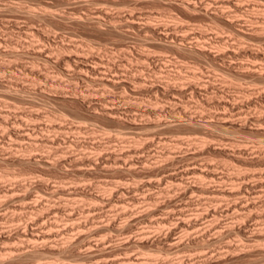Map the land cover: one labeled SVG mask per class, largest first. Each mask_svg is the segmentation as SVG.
Segmentation results:
<instances>
[{
	"label": "rangeland",
	"instance_id": "rangeland-1",
	"mask_svg": "<svg viewBox=\"0 0 264 264\" xmlns=\"http://www.w3.org/2000/svg\"><path fill=\"white\" fill-rule=\"evenodd\" d=\"M198 1L200 0H196L195 3H201L203 8L198 5V9L191 12L181 8L176 3L177 0H0V264H56L57 262L60 264H139L140 260V264H264V247H262L264 246V184H260L264 182V79L248 72L247 68L237 65L238 62L252 63V65L254 62L256 67L261 64L264 67L262 56L264 50H261L264 49V34H262L264 31H251V24L248 25L251 21H246L250 16L259 17L260 21L259 18L258 21L256 18V21L264 25L261 20L264 16V10L261 8L263 3L254 0L256 4L261 5L260 7L255 5L254 9L251 6L254 4L253 0H235L240 4L244 2L242 6L245 11L241 13L246 16L244 15V21L241 23L243 22L245 31L249 30L254 34L250 36L252 38L249 41L250 39L247 38L242 37L241 39L238 31L224 20L218 18L219 20L215 21L212 12L218 10L222 0H208L207 6L206 3L202 4ZM249 1L252 2L251 5ZM210 3H217V5ZM207 7L211 8L210 11L206 9ZM229 7L226 5L221 9L230 13L234 7ZM97 13L103 19L101 29L95 28L92 22L88 21L89 17ZM131 13L133 14L130 15ZM241 13L235 15L232 12L230 14L243 20L244 16ZM131 16L139 20L137 21L138 26L135 25L136 28L126 24V18L130 19ZM245 21L248 24L244 23ZM111 23L119 25V29L109 28ZM147 25L156 26L157 31L153 33L146 28ZM185 32H190L192 39L194 38L192 42L205 37L208 48H211V55L208 53L199 54V56L190 50H181L178 46L176 47L172 41L179 40V37L187 34ZM201 32L203 37H201ZM237 34L238 37L235 36ZM173 36L179 37L176 38L177 40H171ZM240 39L242 45L245 46L253 43L255 47L248 46L252 50L258 47L254 51L260 52L258 58L261 57L262 61L252 54L239 55L235 58L228 55L222 56L223 58L218 56L219 51L230 47H235L239 51L240 48L236 46L235 41L238 42ZM37 49L40 50L37 51ZM81 57L85 62L81 61ZM77 58L80 61L74 63V59ZM47 59L51 60L47 61ZM244 59L246 61H243ZM79 63L84 67H81ZM229 66L231 68L233 66V69L230 70ZM261 67L258 68L261 69ZM82 68H87V70H80ZM242 68L247 71L242 72ZM102 69L105 71L102 72ZM78 70L83 74L82 78ZM102 75L106 77L103 78ZM194 76L197 80L193 78ZM114 77L123 79L124 84L112 85L110 79ZM90 78L95 80L90 81ZM101 78L106 81L102 82ZM192 83L197 84L198 87L194 89ZM7 86H10V89ZM222 102L228 103L224 106ZM106 107L114 109L115 115L106 114ZM190 117L191 119H188ZM210 117H213L212 120ZM214 117L219 118L216 120ZM257 117L263 119H260L263 125L262 123L257 124L260 121ZM197 118L198 120L200 118L209 120L214 125L203 129L197 124L196 126L188 122V120H193L192 123H195ZM256 118L258 121L255 122ZM183 120L186 124H181ZM169 123L171 126L168 125ZM202 139H204L203 142ZM177 141L181 142L177 143ZM192 141L196 142L192 143ZM261 146H263L262 152L260 151ZM89 152L96 153L88 155ZM24 154L25 157H23ZM106 155H108L107 158ZM117 155L121 157L119 159L114 157ZM26 156L27 158L33 157L37 162L22 160V158L27 159ZM88 156L94 158L91 163ZM115 158L120 160L116 165L113 163ZM50 160H53L51 165L56 168L50 165ZM42 161L48 162L44 164ZM104 162L105 165H103ZM195 167L197 169L195 172L199 171L200 174L197 172L198 174L195 175L192 171ZM202 168L207 171H202ZM197 175H201L202 178ZM1 177L4 178L3 181ZM151 179L155 180L148 185L147 181ZM247 182L249 188L245 190L243 185H247ZM201 183L203 187L198 186ZM8 184L10 188L8 193H5L9 187ZM218 187L225 189L222 188L219 192ZM217 188L220 195L224 191L232 189V191L235 190L233 192H238L239 189L247 196H251L247 197L244 192H238L233 195L234 197L225 194L227 197L222 195V198L216 192ZM95 192H99L98 195ZM103 192L106 194L104 195ZM109 193L111 196H108ZM241 193H244V196L240 195ZM25 194L27 198L22 199ZM243 199V207H246L241 212V208L234 207V205L243 203ZM179 200L181 203H177ZM232 203L234 208L231 207ZM177 204L178 206L183 205L180 208ZM30 205L36 209L29 208ZM183 207L185 209L182 211ZM55 209H58L57 212ZM206 209L208 211L216 209L217 216L214 214L215 216L210 215L205 216L207 219L204 218ZM151 210L156 212L154 211L151 215L150 213L153 212ZM200 211L204 214L202 215ZM145 212L150 213L148 215ZM181 216L182 220L189 221V226L180 229L176 227L175 222L180 223ZM255 216H258L257 220ZM68 218L71 219L68 220ZM162 218L169 219L163 223L160 220ZM71 220L74 222L71 223ZM79 221L91 223L88 226L86 224L82 227L83 229L77 228L74 232L73 230L72 232L71 230L65 231L64 235L62 234L63 237L69 234L71 239V234H73L72 237L82 235L86 238L88 232L90 235L86 239L83 237L80 239V236L78 239L73 237L72 241H76L75 245L68 246L71 250L66 248V252L59 251L62 248L60 245V248L55 249L58 247L59 240L60 244L64 241L63 237H59L63 240L58 236L54 237L59 239L57 242L56 239L52 240L53 238L48 239L50 242L44 240V243H40L39 241L40 251L33 252L36 243H29L24 240V237L18 236V232L23 228L26 231L22 233H29L37 228L43 230V225L46 224L44 230H50L49 227L58 230V226L61 229L66 223L67 228L74 227L73 224L76 227ZM51 222L54 225L50 226ZM25 223L30 231L24 226ZM104 224H109L108 226L111 227L103 229ZM212 224H216L220 229L216 230L217 226L213 227ZM40 226L43 227L40 228ZM100 226L103 227L100 229ZM117 226L121 228L118 230ZM171 226L172 232L171 230L166 231ZM78 229L82 230V233ZM166 232L170 235L172 233V237L169 235L171 239L168 238V234H165ZM255 236L259 239H255ZM82 238L86 241L85 243ZM88 238L92 243H89L90 247L87 244ZM136 238L138 241L143 239L139 245L133 244L137 241ZM166 239H169L168 242ZM77 240L78 244L82 240V244L77 245ZM172 240H177L174 243H178L172 245ZM48 243L50 247H56L50 248L46 245ZM85 244L89 249L85 247ZM89 254L92 257H89ZM136 260L138 263L135 262Z\"/></svg>",
	"mask_w": 264,
	"mask_h": 264
},
{
	"label": "bare ground",
	"instance_id": "bare-ground-1",
	"mask_svg": "<svg viewBox=\"0 0 264 264\" xmlns=\"http://www.w3.org/2000/svg\"><path fill=\"white\" fill-rule=\"evenodd\" d=\"M200 1L202 2V4H203V3H206V6H207V2H208V0H200ZM200 1H198V2H200ZM213 1H214V0H213ZM213 1H211V2H213ZM243 1H244V0H243ZM255 1H258V3H259V2L263 3V6H264V0H255ZM58 2H59V1H58ZM65 2H66V1H65ZM195 2H196V0H177L176 3H178V4L181 6V8L186 9V10L192 12V11H195V10L198 9V5L201 6V3H200V4H197V3H195ZM215 2H216V1H215ZM215 2H214V3H215ZM245 2L248 3L247 1H245ZM253 2H254V0H253ZM61 3H62V2H61ZM63 3H64V2H63ZM176 3H175V4H176ZM241 3H242V2H241ZM243 3H244V2H243ZM243 3H242V4H243ZM246 3H245V4H246ZM249 3H250V1H249ZM258 3L256 4V2H254V4H252V2H251L249 5L252 4L251 6H253L254 9H255V5H256V6H259ZM64 4H65V3H64ZM210 4H211V5H217V3H216V4H212V3H210ZM242 4H240L239 2H235V0H234V1H232V0H222V1H221V4H220V6H219V8L217 7L218 10H217V9L214 10V11L212 10L213 12H212V11H211V12H212V16H214V18H215V21H216V19H218V18L221 19V20H224L225 23H227V24H229L230 26L234 27V29L238 31V34L241 36V39H242V37H243V38L250 39L249 41H251V38H252V37H250V36H251V35L253 36L254 34H252V32H250L249 30H248V32L245 31V29H244L245 26L242 25L243 22L241 23V21H244V18H245V16H246L245 14H242V13H241V12L244 10V9H243L244 6H242ZM211 5L208 4V6H211ZM226 5H227L228 7H229V6H231V7L233 6V7H234V9L232 8V9H233L232 12H234L235 15H237V14H239V13H241L243 16L245 15V16L243 17V20H242V18H241V20L238 19V18H235V15H231V14H230V13H232V12L229 13V12H226V11H224L223 9H221V7L226 6ZM249 5L247 4L248 7H249ZM177 6H178V5H177ZM206 6H205V7H206ZM251 6H250V7H251ZM260 6H261V5H260ZM260 6H259V7H260ZM263 6H261V8H263V10H264V7H263ZM12 7H13V6H12ZM201 7L203 8V6H201ZM205 7H204V8H205ZM211 7H212V6H211ZM248 7H247V8H248ZM257 8H258V7H257ZM261 8H259V10H260ZM11 9H12V8H11ZM200 9H201V8H200ZM206 9H208V7H207ZM206 9H205V10H206ZM209 9H211V8H209ZM209 9H208V10H209ZM224 9H225V8H224ZM230 9H231V8L229 7V10H230ZM208 10H207V11H208ZM226 10H227V9H226ZM251 10H252V9H251ZM251 10H250V11H251ZM257 10H258V9H257ZM263 10H262V11H263ZM102 11H104V10H102ZM207 11H205V12L208 13ZM209 11H210V10H209ZM215 11H216V12H215ZM244 11H245V10H244ZM244 11H243V12H244ZM252 11H254V10H252ZM252 11H251V12H252ZM27 12H28V11H27ZM30 12H31V11H29V13H30ZM45 12H46V11H45ZM97 12H98V11H97ZM105 12H106V11H105ZM254 12H255V11H254ZM256 12H257V11H256ZM258 12H259V11H258ZM35 13H36V12H35ZM35 13H33V15H34ZM209 13H210V12H209ZM209 13H208V14H209ZM245 13H246V12H245ZM260 13H261V12H260ZM126 14H128V13H126ZM132 14H133V13H131L130 15H132ZM204 14H205V13H204ZM252 14H253V13H252ZM40 15H41V14H40ZM50 15H51V14H50ZM91 15H93V14H91ZM103 15H104V14H103ZM103 15H102V16H103ZM137 15H138V14H137ZM205 15H206V14H205ZM248 15H249V13H248ZM263 15H264V14H263ZM35 16H36V15H35ZM60 16H61V15H60ZM63 16H64V15H63ZM134 16H135V13H134ZM134 16H131L132 19H131V18L129 19V17H128V18L125 17L126 20H127V22H126L127 26L129 25V26H133V27H135L136 24H137V26H138L137 21L139 22V20H138V19L136 20ZM138 16H139V15H138ZM259 16H260V15H259ZM261 16H262V14H261ZM261 16H260V17H261ZM109 17H110V16H109ZM209 17H210V16H209ZM247 17H249V16H247ZM65 18H66V17H65ZM80 18H81V17H80ZM89 18H90V20H88V21L92 22L91 24H93V26H95V28H97V29H101V28H102V26H103V19H102V17H101L100 14L97 13V15L95 14V16L93 15L92 17H89ZM133 18H134L135 20H134ZM136 18H137V17H136ZM138 18H140V16H139ZM256 18H257V17H256ZM256 18L253 17V16H250L248 19L246 18V19H247L246 21H247V22H248V21H251V23L249 22V24H248L246 21H245L244 23H247L248 25L251 24V25H250V26H251V31H258V32L264 31V25H260V24H258L257 21H258V18H259V17L257 18V21H256ZM81 19H82V18H81ZM87 19H88V17H87ZM109 19H110V18H109ZM219 19H218V20H219ZM74 20H75V19H74ZM78 20L81 21L80 19H78ZM78 20H77V21H78ZM85 20H86V19H85ZM115 20H116V19H115ZM218 20H217V21H218ZM261 20H262V22L264 23V16L262 17ZM77 21H76V22H77ZM259 21H260V18H259ZM105 22H106V21H105ZM120 22H121V20H120ZM88 23H89V22H88ZM109 23H110V22H109ZM109 23H108V24H109ZM117 23H118V22H117ZM124 23H125V22H124ZM240 23H241V24H240ZM120 24H121V23H120ZM122 24H123V23H122ZM123 25H124V24H123ZM118 26H119V25H118ZM118 26H117V24H115V23H111L110 27H109V26H107V27H109V28H111V29H114V30H117V29H119ZM121 26H122V25H121ZM237 26H240V27H242V28L237 27ZM177 27H178V26H177ZM179 27H180V25H179ZM182 27L184 28L185 26H182ZM95 28H94V29H95ZM103 28H104V27H103ZM121 28H122V27H121ZM130 28H131V27H130ZM135 28H136V27H135ZM146 28H147L148 30L153 31V33H154V31H157V30H156V26H153V25H147ZM246 28H247V27H246ZM105 29H106V27H105ZM126 29H127V28H126ZM160 29H161V28H160ZM187 29H188V28H187ZM247 29H248V28H247ZM102 30H104V29H102ZM175 30H176V29H175ZM183 30H184V29H183ZM118 31H119V30H118ZM145 31H146V30H145ZM197 31H198V30H197ZM199 31H200V30H199ZM123 32H124V31H123ZM161 32H162V31H161ZM190 32H192V31H190ZM190 32H189V33H188V32H185V33H187V34L183 33V34H185V35L182 34L183 36H181V37L178 36V37H179V40L176 39V38H178V37L175 38V37L173 36L174 38H172L171 40H173V39H176V40H177V41L173 40V41H172L173 44L176 45V47L178 46L181 50H182V49H183V50H190L191 52H193V53H197L198 55H199V54H204V55H205V54H208V53H210V55H211V51H210L211 48H210V49L208 48V42H207V40L205 41V39H204L205 37L202 38V39H204V40L201 39L202 41L200 40V38H199V39H196V38H195L196 41L194 40V42H192L194 38L192 39V37H191V35H190ZM119 33H120V32H119ZM165 33H167V32H165ZM204 33H205V32H204ZM255 33H256V32H255ZM123 34H125V33H123ZM191 34H192V33H191ZM201 34H202V32H201ZM238 34L235 35V36L238 37V36H239ZM262 34H264V32H263ZM166 35H167V34H166ZM172 35H173V34H172ZM197 35H198V34H197ZM199 35H200V34H199ZM192 36H193V35H192ZM194 36H195V35H194ZM194 36H193V37H194ZM203 36H204V35L202 34L201 37H203ZM261 36H262V35H261ZM263 36H264V35H263ZM126 37H128V36H126ZM167 37H168V35H167ZM211 37H212V36H211ZM211 37H210V39H211ZM248 37H250V38H248ZM255 37H257V36H255ZM258 38H259V37H258ZM260 38H261V37H260ZM263 38H264V37H263ZM190 39H192V40H190ZM224 39H225V38H224ZM224 39H223V40H224ZM241 39H240L238 42L235 41V44L237 43L236 46L238 45V47L240 48L239 51H238L237 49H235V47H232V48H234V49H232L231 47H230V48H231V49H230V48L228 47L229 49H227V50L222 49V50H223V51L221 50L222 52L219 51L220 53H219L218 56H221V57H222V56H227V55H228V56H233V58H235V56H239V55H244V54H246V56H247V54H252V56H255V57H257V59H260V60H261V57L258 58V57L260 56V52H258V50H257V51H254V49L256 50V48L258 49V47L253 48V50H252L251 48H252V47H255V46L253 45V43L251 44V45H253V46H251V45L249 44L250 47H251V48H250V47H248L249 45L247 46V44H246V46H245V45H242L243 43H242V40H241ZM197 40H198V41H197ZM211 40H212V39H211ZM211 40H210V41H211ZM219 40H220V38H219ZM234 40H235V39H234ZM244 40H245V39H244ZM256 40H257V39H256ZM189 41H191V42H190V43H187V42H189ZM226 41H227V40H226ZM228 41H229V40H228ZM232 41H233V40H232ZM230 42H231V39H230ZM252 42H254V41H252ZM170 43H171V41H170ZM209 43H212V42H209ZM222 43H223V42H222ZM173 44H171V45L174 46ZM235 44H234V45H235ZM64 45H65V44H64ZM231 45H232V44H231ZM62 46H63V45H62ZM62 46H61V47H62ZM74 46H75V44H74ZM222 46H224V45H222ZM225 46H226V45H225ZM57 47H59V46H57ZM70 47H71V46H70ZM70 47H69V48H70ZM127 47H128V46H127ZM226 47H227V46H226ZM63 48H64V47H63ZM75 48H76V47H75ZM123 48H124V47H123ZM219 48H220V46H219ZM223 48H224V47H223ZM262 48H263V47H262ZM34 49H35V48H34ZM34 49H33V50H34ZM56 49H57V48H56ZM65 49H66V48H65ZM125 49H126V46H125ZM39 50H40V49H39ZM39 50L37 49V51H39ZM48 50H49V49H48ZM72 50H74V49H72ZM79 50H80V49H79ZM90 50H91V49H90ZM217 50H218V49H217ZM261 50H264V49H261ZM30 51H31V50H30ZM35 51H36V50H35ZM41 51H42V49H41ZM41 51H40V52H41ZM63 51H64V50H63ZM70 51H71V50H70ZM80 51H81V50H80ZM125 51H126V50H125ZM129 51H130V50H129ZM259 51H260V50H259ZM32 52H34V51H32ZM57 52H58V50H57ZM60 52H61V51H60ZM85 52H86V51H85ZM191 52H190V53H191ZM42 53H43V51H42ZM76 53H77V52H76ZM78 53H79V52H78ZM80 53H81V52H80ZM89 53H90V51H89ZM89 53H88V54H89ZM148 53H149V52H148ZM216 53H217V52H216ZM263 53H264V52H262V54H263ZM33 54H34V53H33ZM82 54H83V53H82ZM262 54H261V55H262ZM15 55H16V54H15ZM46 55H47V54H46ZM126 55H127V54H126ZM144 55H145V54H144ZM204 55H203V56H204ZM66 56H68V55H66ZM72 56H73V55L71 54V57H72ZM79 56H82V55H79ZM85 56H86V55H85ZM146 56H147V55H146ZM199 56H200V55H199ZM215 56L217 57V54H216ZM262 56H263V61H264V55H262ZM42 57H43V56H42ZM94 57H95V56H94ZM147 57H148V56H147ZM249 57H251V55H249ZM43 58H44V60H45V57H43ZM47 58H48V57H47ZM74 58H75V57H74ZM79 58H80V57H79ZM87 58H88V57H87ZM128 58H129V57H128ZM145 58H146V57H145ZM152 58H153V57H152ZM222 58H223V57H222ZM224 58H226V57H224ZM238 58H239V57H238ZM247 58H248V57H247ZM252 58H253V57H252ZM83 59H84V58H83ZM91 59H92V58H91ZM147 59H149V58H147ZM226 59H227V58H226ZM228 59H229V58H228ZM240 59H241V58H240ZM250 59H251V58H250ZM48 60H51V59H47V61H48ZM61 60H62V59H61ZM74 60H75V61H73L74 63L80 61L78 58H77V59H74ZM93 60H94V59H93ZM95 60H96V59H95ZM99 60H100V59H99ZM143 60L146 61V59H144V58H143ZM149 60H150V59H149ZM154 60H155V59H154ZM162 60H163V59H162ZM233 60H234V59H233ZM233 60H232V61H233ZM241 60H242V59H241ZM65 61H66V60H65ZM70 61H71V59H70ZM81 61H82V57H81ZM83 61L85 62V60H83ZM83 61H82V62H83ZM86 61H87V60H86ZM96 61H97V60H96ZM100 61H101V60H100ZM151 61H152V60H151ZM229 61H230V60H229ZM234 61H235V60H234ZM238 61H239V59H238ZM243 61H246V60L244 59ZM261 61H262V60H261ZM66 62H67V61H66ZM68 62H69V61H68ZM82 62H81V63H82ZM94 62H95V61H94ZM106 62H108V61H106ZM146 62H147V61H146ZM226 62H227V61H226ZM255 62H256V61H255ZM259 62H260V61H259ZM259 62H258V63H259ZM69 63H70V62H69ZM88 63H89V62H88ZM96 63H98V62H96ZM102 63H103V62H102ZM151 63H152V62H151ZM228 63H229V62H228ZM230 63H231V62H230ZM248 63H250V62H248ZM262 63H263V62H262ZM77 64H78V63H77ZM236 64H237V63H236ZM254 64L256 65V63H254V62H253V65H252V63H250V64H245V63H242V62H241V63L238 62L237 65H239V67H245V68H247V69H248V72L254 73V74L257 75L258 77H260V78L262 77V79H264V78H263V77H264V67H263V65H262V64L259 65L260 67L262 66L261 69H259V68H258L259 66L257 65L258 67H256V66H254ZM263 64H264V63H263ZM74 65H75V64H74ZM79 65H80V63H79ZM86 65H87V64H86ZM86 65H85V66H86ZM237 65H236V66H237ZM76 66H77V65H76ZM76 66H75V67H76ZM80 66H81V67H84L83 64L80 65ZM88 66H89V64H88ZM91 66H93V64H92ZM113 66H114V65H113ZM234 66H235V65H234ZM94 67H96V66L94 65ZM108 67L110 68V65H109ZM229 67H230V66H229ZM89 68H90V67H89ZM103 68H104V67H103ZM245 68H242V69H241L242 72H244V70H246ZM262 68H263V69H262ZM83 69H86V70H87V68H82V69H80V70L83 71ZM110 69H111V68H110ZM231 69H233V66H232V68L230 67V70H231ZM234 69L237 70V68H235V67H234ZM80 70H78L77 72L80 73L79 75H81V78H82V75H83V74H81V71H80ZM96 70H97V69H96ZM239 70H240V69H239ZM79 71H80V72H79ZM104 71H105V69H104ZM104 71H103V69H102V72H104ZM194 71H197V70H194ZM228 71H229V70H228ZM246 71H247V70H246ZM77 72H76V73H77ZM94 72H95V70H94ZM97 72H98V71H97ZM97 72H96V73H97ZM83 73H84V75H85V72H83ZM96 73H95V75H97ZM112 73L115 74L114 72H112ZM231 73H232V72H231ZM93 74H94V73H93ZM113 74H112V75H113ZM169 74H171V72H170ZM172 74H173V73H172ZM174 74H175V73H174ZM193 74H194V73H193ZM198 74H199V73H198ZM233 74L235 75V73H233ZM115 75H117V74H115ZM167 75H168V74H167ZM167 75H166V76H167ZM194 75H195V76H198L197 74H194ZM248 75H249V74H248ZM77 76H78V75H77ZM99 76H100V75H99ZM102 76H103V75H102ZM102 76H101V77H102ZM109 76H110V75H109ZM109 76H108V77H109ZM171 76H172V75H171ZM195 76H194L193 78L196 79ZM229 76H230V75H229ZM231 76H232V75H231ZM239 76H240V75H239ZM71 77H72V76H71ZM105 77H106V76H105ZM105 77L103 76V78H105ZM110 77H111V76H110ZM112 77H113V76H112ZM119 77H121V76H119ZM176 77H177V76H176ZM199 77H201V76H199ZM237 77H238V75H237ZM255 77H256V76H255ZM83 78H84V77H83ZM86 78H88V77H86ZM97 78H98V77H97ZM103 78H101V79H102V82H105L106 80L104 79V81H103ZM114 78H116V79H114ZM114 78L110 79V83H112V85L115 84V83H116V84H117V83H118V84H124V82H122L123 79L118 78V79H121V80L119 81V80L117 79V77H114ZM130 78H131V77H130ZM132 78H133V77H132ZM139 78H140V77H139ZM90 79H91V78H90ZM99 79H100V78H99ZM127 79H128V78H127ZM200 79H202V77H201ZM87 80H88V79H87ZM93 80H95V79L93 78V79H91L90 81H93ZM96 80H97V79H96ZM108 80H109V79H108ZM124 80H125V79H124ZM128 80H129V79H128ZM128 80H127V81H128ZM139 80H140V79H139ZM196 80H197V79H196ZM88 81H89V80H88ZM97 81L99 82V80H97ZM127 81H126V82H127ZM165 81H166V80H165ZM165 81H164V82H165ZM226 81H227V80H226ZM259 81H260V80H259ZM94 82H95V81H94ZM131 82H132V81H131ZM263 82H264V81H263ZM139 83H140V81H139ZM196 83H198V82H196ZM208 83H209V82H208ZM5 84H6V83H5ZM7 84H8V83H7ZM101 84H102V83H101ZM202 84H203V83H202ZM209 84H210V83H209ZM209 84H208V85H209ZM8 85H9V84H8ZM200 85H201V84H200ZM211 85H212V84H211ZM10 86H12V85H10ZM10 86H9V87L7 86V88L10 89ZM107 86H108V85H107ZM110 86H111V85H110ZM118 86H119V85H118ZM163 86H164V85H162V87H163ZM190 86H191V85H190ZM203 86H204V85H203ZM22 87H23V86H22ZM165 87H166V86H165ZM192 87H194V89H195L196 87H198V85L195 84V83H192ZM242 87H243V86H242ZM156 88H157V86H156ZM163 88H164V87H163ZM208 88H209V87H208ZM159 89H160V88H159ZM192 89H193V88H192ZM204 89H205V88H204ZM204 89H203V90H204ZM237 89H238V87H237ZM252 89H253V88H252ZM258 89H259V88H258ZM261 89H262V88H261ZM261 89H260V90H261ZM263 89H264V87H263ZM21 90H22V89H21ZM173 90H174V89H173ZM243 90H244V89H243ZM164 91H166V89H165ZM171 91H172V90H171ZM253 91H254V90H253ZM263 91H264V90H263ZM173 92H174V91H173ZM250 92H251V91H250ZM177 93H179V92H177ZM242 93H243V92H242ZM253 93H254V92H253ZM256 93H257V92H256ZM260 93H261V92H260ZM174 94H175V93H174ZM247 94H248V92H247ZM76 95H77V94H76ZM108 95H109V94H108ZM244 96H245V95H243V97H244ZM249 96H250V95H249ZM262 96H263V95H262ZM75 97H76V96H75ZM78 97H79V95H78ZM172 97H173V96H172ZM174 97H175V96H174ZM69 98H70V97H69ZM244 98H245V97H244ZM244 98H243V99H244ZM58 99H59V98H58ZM104 99H105V98H104ZM108 99H109V98H108ZM108 99H107V101H108ZM243 99H242V100H243ZM249 99H250V98H249ZM73 100H74V99H73ZM83 100H85V99H83ZM110 100H111V99H110ZM221 100H222V99H221ZM251 100H252V99H251ZM224 101H225V100H224ZM227 101H228V100H227ZM83 102H85V101H83ZM83 102H82V103H83ZM218 102H219V101H218ZM250 102H251V101H250ZM98 103H99V102H98ZM222 103H223V105H224V104L226 105L228 102H227V103H226V102H222ZM222 103H221V105H222ZM230 103H231V101H230ZM242 103H243V102H242ZM101 104H102V103H101ZM104 104H105V103H104ZM102 105H103V104H102ZM225 105H224V106H225ZM228 105H229V104H228ZM246 105H247V104H246ZM229 106H230V105H229ZM261 106H262V105H261ZM111 107H112V106H111ZM101 108H102V107L100 106V109H101ZM115 108H117V107H115ZM96 111H97V110H96ZM100 111H101V110H100ZM100 111H99V112H100ZM116 112H117V111H116ZM118 112H119V111H118ZM103 113H104V112H103ZM105 113L108 114V115L110 116V115H113V114L115 113V110L112 109V108H110V107H109V108L106 107V109H105ZM3 115H4V114H3ZM103 115H104V114H103ZM114 115H115V114H114ZM118 115H120V114H118ZM220 115H221V114H220ZM256 115H257V114H256ZM1 116H2V114H1ZM32 116H33V114H32ZM221 116H222V115H221ZM223 116H224V115H223ZM4 117H5V116H4ZM258 117H259V116H258ZM258 117H257V118H258ZM260 117H262V116H260ZM263 117H264V116H263ZM183 118H184V117H183ZM192 118H193V116H192ZM194 118H195V117H194ZM204 118H205V117H204ZM212 118H213V117H210L211 120H212ZM214 118H215V117H214ZM218 118H219V117H217V119H218ZM257 118H256L255 122L258 121V120H260V119H262V118H260V119L258 118V120H257ZM112 119H113V118H112ZM179 119H180V118H179ZM181 119H182V118H181ZM188 119H191V117L188 118ZM201 119H202V118H200V120H198V118H197V119H196L197 121H194L195 123H192L193 120H192V121H191V120H188V122H191V124H195V125L197 124L198 126H200V128L203 127V129H204V128H207V127H210L211 125H214V123H212V122L209 121V120H205V119H204V120H201ZM215 119H216V118H215ZM217 119H216V120H217ZM221 119H222V118H221ZM246 119H247V118H245V120H246ZM250 119H251V118H250ZM185 120H186V119H185ZM219 120H220V119H219ZM245 120H244V121H245ZM248 120H249V119H248ZM253 120H254V119H253ZM262 120H263V119H262ZM262 120H260L261 122L259 121L257 124L262 123ZM2 121H3V120H2ZM178 121H179V120H178ZM178 121H177V123H178ZM251 121H252V120H251ZM263 121H264V120H263ZM188 122H187V123H188ZM217 122H220V121H217ZM242 122H243V121H242ZM255 122H254V123H255ZM182 123H184V120H183V122H181V124H182ZM247 123H248V122H247ZM263 123H264V122H263ZM263 123H262V125H263ZM165 124H166V123H165ZM174 124H175V122H174ZM179 124H180V122H179ZM184 124H186V122H185ZM188 124H190V123H188ZM188 124H187V125H188ZM245 124H246V123H245ZM168 125H170V123H169ZM195 125H194V126H195ZM197 125H196V126H197ZM219 125H220V123H219ZM221 125H222V124H221ZM170 126H171V125H170ZM175 126H176V125H175ZM177 126H179V125H177ZM200 128H199V129H200ZM260 128H262V126H261ZM30 129H31V128H30ZM19 132H21V131H19ZM24 132H25V131H24ZM29 132H30V131H29ZM29 132H28V133H29ZM21 133H22V132H21ZM25 133L27 134V132H25ZM19 134H20V133H19ZM182 137H183V136H182ZM185 137H186V136H185ZM185 137H184V138H185ZM187 137H189V136H187ZM16 138H17V137H16ZM28 138H29V137H28ZM198 138H199V137H198ZM20 139H21V138H20ZM180 139H181V138H180ZM204 139H205V138H204ZM204 139H202V142L204 141ZM189 140H190V139H189ZM198 140H201V139H198ZM16 141H17V140H16ZM48 141H49V140H48ZM50 141H51V140H50ZM164 141H165V140H164ZM187 141H188V140H187ZM187 141H186V142H187ZM190 141H191V140H190ZM172 142H173V141H172ZM178 142H181V141H177V143H178ZM186 142H185V143H186ZM188 142H189V141H188ZM194 142H196V141H194ZM194 142L192 141V143H194ZM197 142L200 143V141H197ZM4 143H5V142H4ZM15 143H16V142H15ZM31 143H32V142H31ZM34 143H35V142H34ZM170 143H171V142H170ZM189 143H190V142H189ZM7 144H8V143H7ZM12 144H13V143H12ZM20 144H21V143H20ZM32 144H33V143H32ZM150 144H151V143H150ZM203 144H205V143H203ZM203 144H202V145H203ZM28 145H29V144H28ZM178 145H180V144H178ZM195 145H196V144H195ZM202 145H201V146H202ZM205 145H206V144H205ZM6 146H7V145H6ZM10 146H11V144H10ZM29 146H30V145H29ZM180 146H181V145H180ZM199 146H200V145H199ZM263 146H264V145H263ZM263 146H261L262 148H260V151H261V149H263ZM4 147H5V146H3V148H4ZM30 147H31V146H30ZM134 147H135V146H134ZM177 147H178V146H177ZM189 147H190V146H189ZM192 147H193V146H192V144H191V148H192ZM194 147H195V146H194ZM5 148H6V147H5ZM26 148H28V147H26ZM26 148H25V149H26ZM138 148H139V147H138ZM179 148H180V147H179ZM181 148H182V147H181ZM217 148H218V147H217ZM219 148H220V147H219ZM222 148H223V147H222ZM20 149H21V148H20ZM132 149H133V148H132ZM135 149H136V148H135ZM199 149H200V148H199ZM201 149H202V148H201ZM239 149H240V148H239ZM242 149H243V148H242ZM244 149H245V148H244ZM2 150H4V149H2ZM9 150H10V149H9ZM15 150H16V148H15ZM17 150H19V148H18ZM22 150H23V149H22ZM26 150H28V149H26ZM167 150H168V149H167ZM170 150H171V149H170ZM6 151H7V149H6ZM32 151H33V150H32ZM32 151H31V152H32ZM131 151H132V150H131ZM133 151H134V150H133ZM135 151L137 152V150H135ZM196 151H197V150H196ZM11 152H12V150H11ZM112 152H113V151H112ZM168 152H169V151H168ZM193 152H194V151H193ZM261 152H262V151H261ZM8 153H9V152H8ZM15 153H16V152H15ZM23 153H24V152H23ZM26 153H27V152H26ZM90 153H91V152H89L88 155H90ZM94 153H96V152H93V154H94ZM128 153H129V152H128ZM165 153H166V152H165ZM201 153H202V152H201ZM21 154H22V153H21ZM86 154H87V153H86ZM86 154H85V156H87ZM91 154H92V153H91ZM93 154H92V155H93ZM99 154H100V153H99ZM121 154H122V153H121ZM198 154H199V153H198ZM226 154H227V153H226ZM9 155H10V154H9ZM12 155H13V154H12ZM19 155H20V154H19ZM28 155H29V154H28ZM28 155H27V156H28ZM92 155H91V157H93ZM131 155H133V154L131 153ZM162 155H163V154H162ZM166 155H167V154H166ZM166 155H165V156H166ZM200 155H201V154H200ZM229 155H230V154H229ZM4 156H5V155H4ZM20 156H21V155H20ZM27 156H26V158H27ZM44 156H45V155H44ZM107 156H108V155H106V158H107ZM110 156H111V155H110ZM110 156H109V157H110ZM112 156H113V154H112ZM129 156H130V155H129ZM240 156H241V155H240ZM23 157H25V154H24ZM35 157H36V156H35ZM77 157H78V156H77ZM96 157H97V156H96ZM96 157H95V158H96ZM114 157H116L117 159H119L121 156L117 155V156H114ZM230 157H233V156H230ZM6 158H7V157H6ZM9 158H10V157H9ZM20 158H21V157H20ZM41 158H42V157H41ZM78 158H79V157H78ZM88 158H90V157L88 156ZM106 158H105V159H106ZM116 158H115V162L113 161V163H115V165H116L117 161H118V162L120 161V160H116ZM189 158H190V157H189ZM240 158H241V157H240ZM10 159H11V158H10ZM35 159H36V158H35ZM42 159H43V161H44V158H42ZM80 159H81V157H80ZM85 159H86V158H85ZM96 159H97V158H96ZM112 159H113V157H112ZM122 159H123V157H122ZM235 159H237V158H235ZM238 159H239V158H238ZM7 160H8V159H7ZM22 160L31 161V160H34V159H33V157H32V158H27V159L22 158ZM47 160H48V159H47ZM87 160H88V159H87ZM89 160H90V163H91V161H93L94 158H90ZM98 160H99V158H98ZM240 160H241V159H240ZM2 161H3V160H2ZM9 161H10V160H9ZM17 161H18V160H17ZM34 161H35V160H34ZM43 161H42V162H43ZM50 161H51V160H50ZM78 161H79V160H78ZM80 161H81V160H80ZM83 161H84V160H83ZM111 161H112V160H111ZM130 161H131V159H130ZM142 161H144V160H142ZM36 162H37V160L35 161V163H36ZM38 162H39V161H38ZM46 162H48V161H46ZM46 162H45V163H46ZM52 162H53V160L51 161L50 165L52 164ZM62 162H63V161H62ZM95 162H97V161L95 160ZM106 162L108 163L107 160H106ZM124 162H125V161H124ZM145 162H147V161H145ZM21 163H22V162H21ZM43 163H44V162H43ZM45 163H44V164H45ZM79 163H80V162H79ZM90 163H89V164H90ZM109 163H110V162H109ZM120 163H121V162H120ZM142 163H143V162H142ZM37 164H39V163H37ZM47 164H48V163H47ZM53 164H54V163H53ZM55 164H56V162H55ZM118 164H119V163H118ZM21 165H23V164H21ZM32 165H34V164H32ZM40 165H41V164H40ZM56 165H57V164H56ZM59 165H60V164H59ZM84 165H85V164H84ZM103 165H105V162H104ZM110 165H113V164H110ZM27 166H28V165H27ZM36 166H37V165H36ZM36 166H35V167H36ZM41 166H42V165H41ZM44 166H45V165H43V167H44ZM46 166H47V165H46ZM51 166H53V165H51ZM81 166H82V165H81ZM81 166H80V168H82ZM92 166H94V165H92ZM97 166H98V165H97ZM97 166H96V167H97ZM117 166H118V165H117ZM208 166H209V165H208ZM28 167H29V166H28ZM53 167H54V166H53ZM74 167H75V166H74ZM104 167H105V166H104ZM106 167H107V166H106ZM118 167H119V166H118ZM192 167H193V166H192ZM36 168H37V167H36ZM46 168H47V167H46ZM54 168H56V167H54ZM100 168H101V167H100ZM108 168H109V167H108ZM125 168H126V167H125ZM129 168H130V167H129ZM129 168H128V169H129ZM160 168H161V167H160ZM188 168H189V167H188ZM197 168H198V167H197ZM118 169H119V168H118ZM190 169H191V168H190ZM190 169H189V171H190ZM193 169H194V170H192L193 172H195V171L197 170L196 167L193 168ZM203 169H204V168H202V171H207V170H203ZM107 170H109V169H107ZM116 170H117V168H116ZM116 170H115V171H116ZM121 170H122V168H121ZM125 170H127V169H125ZM157 170H158V169H157ZM200 170H201V168H200ZM208 170H210V169H208ZM5 171H6V170H5ZM159 171H160V170H159ZM187 171H188V170H187ZM192 171H190V172H192ZM10 172H11V171H10ZM197 172H199V171H197ZM197 172H195V175H196ZM214 172H215V171H214ZM240 172H241V171H240ZM20 173H22V172H20ZM25 173H26V172H25ZM200 173H201V172H199V174H200ZM202 173H203V172H202ZM207 173H208V172H207ZM256 173H257V172H256ZM261 173H262V171H261ZM1 174H2V173H1ZM169 174H170V173H169ZM169 174H168V175H169ZM186 174H187V173H186ZM189 174H190V173H189ZM197 174H198V173H197ZM203 174H205V173H203ZM203 174H202V177H204ZM208 174H209V173H208ZM210 174H211V173H210ZM210 174H209V175H210ZM240 174H241V173H240ZM24 175H25V174H24ZM24 175H23V176H24ZM173 175H174V174H173ZM173 175H172V176H173ZM217 175H218V174H217ZM237 175H238V173H237ZM241 175H242V174H241ZM255 175H256V174H255ZM14 176H15V175H14ZM21 176H22V175H21ZM30 176H32V175H30ZM197 176H200V178H202L201 175H197ZM206 176H207V174H206ZM212 176L214 177V174H213ZM242 176H243V175H242ZM246 176H247V175H246ZM253 176H254V175H253ZM258 176H259V175H258ZM28 177H29V174H28ZM28 177H27V179H28ZM33 177H34V176H32V178H33ZM213 177H212V178H213ZM254 177L256 178V176H254ZM19 178H20V177H19ZM24 178H25V177H24ZM151 178H152V177H151ZM205 178H206V177H205ZM205 178H204V180H205ZM230 178H231V177H230ZM236 178H237V177H236ZM241 178H242V177H241ZM1 179H2V177H1ZM3 179H4V178H3ZM3 179H2V181H3ZM20 179H21V178H20ZM25 179H26V178H25ZM25 179H24V181H25ZM158 179H159V178H158ZM163 179H164V178H163ZM179 179H180V178H179ZM244 179H245V178H244ZM22 180H23V179H22ZM153 180H155V179L148 180V181H147V184H148V185H151V184L153 183ZM200 180H202V179H200ZM239 180H240V179H239ZM246 180H247V179H246ZM248 180H249V179H248ZM4 181H5V180H4ZM27 181H29V180H27ZM32 181H33V180H32ZM177 181H178V180H177ZM202 181H203V180H202ZM234 181H235V180H234ZM252 181H253V180H252ZM204 182H205V181H204ZM243 182H244V181H243ZM256 182H257V181H256ZM4 183H5V182H4ZM4 183H3V185H4ZM30 183H32V182L30 181ZM145 183H146V182H145ZM155 183H156V182H155ZM179 183H181V182H179ZM202 183H203V182H202ZM202 183H201V185H198V186H202ZM240 183H241V182H240ZM257 183H259V182H257ZM15 184H16V182H15ZM19 184L21 185V183H19ZM22 184H25V183H22ZM27 184H28V183H27ZM32 184H33V183H32ZM32 184H31V185H32ZM40 184H41V182H40ZM47 184H48V183H47ZM252 184H254V183L252 182ZM252 184H251V185H252ZM255 184H256V183H255ZM260 184L263 185L264 182H261ZM3 185H2V186H3ZM12 185H13V184H12ZM17 185H18V184H17ZM33 185H34V184H33ZM145 185H146V184H145ZM194 185H195V184H194ZM204 185H205V184H204ZM242 185H243V184H242ZM251 185H250V186H251ZM2 186H1V187H2ZM4 186H5V185H4ZM7 186H9V184H8ZM7 186H6V188H7ZM23 186H24V185H23ZM208 186H209V185H208ZM208 186H207V187H208ZM243 186H244L245 190H246V188H249V187H248V186H249V185H248V182H247V185L245 184V185H243ZM257 186H258V185H257ZM12 187H14V185H13ZM12 187H11V188H12ZM25 187H26V186H25ZM27 187L30 189L29 186H27ZM35 187H36V186H35ZM40 187H41V186H40ZM42 187H43V186H42ZM123 187H124V186H123ZM151 187H152V186H151ZM202 187H203V186H202ZM205 187H206V186H205ZM207 187H206V188H207ZM251 187H252V186H251ZM251 187H250V188H251ZM9 188H10V186L7 188V190H5V191H6L5 193H8L7 191H8ZM33 188H34V187H33ZM36 188H37V187H36ZM48 188H49V187H48ZM48 188H47V189H48ZM103 188H104V187H103ZM105 188H106V187H105ZM108 188H109V187H108ZM197 188H198V187H197ZM218 188L220 189V191H219ZM218 188H217L216 192H217V191L221 192V190H222L223 187H221V188L218 187ZM240 188H241V187H240ZM244 188H242V189L244 190ZM0 189H1V188H0ZM4 189H5V188H4ZM26 189H27V188H26ZM31 189H32V188H31ZM188 189H189V188H188ZM190 189H191V186H190ZM192 189H193V186H192ZM199 189H200V188H199ZM208 189H209V188H208ZM213 189H214V188H213ZM215 189H216V188H215ZM215 189H214V190H215ZM224 189H225V188H223V190H224ZM256 189H257V188H256ZM261 189H262V188H261ZM2 190H3V189H2ZM10 190L12 191V189H10ZM24 190H25V189H24ZM32 190H33V189H32ZM81 190H82V189H81ZM105 190H106V189H105ZM122 190H123V192L125 191L124 188H123ZM11 191H9V192H11ZM26 191H27V190H26ZM98 191H100V190H98ZM109 191H110V190H109ZM109 191H108V192H109ZM117 191H118V190H117ZM120 191H121V189H120ZM187 191H188V190H187ZM193 191H194V190H193ZM233 191H235V190H233ZM233 191H232V189H231V191H230V190H229V191H224V192L221 193V194H222L223 196H224L225 194H228L230 197H231V195H232V197H234L233 195H235L236 193H238V192H244V191H241V190L239 191V189H238V192H233ZM247 191H249V190H247ZM1 192H2V191H1ZM12 192H14V191H12ZM32 192H33V191H32ZM50 192H51V191H50ZM81 192H82V191H81ZM86 192H87V191H86ZM110 192H111V191H110ZM114 192H115V191H114ZM118 192H119V191H118ZM219 192H217V193L220 195ZM251 192H252V191H251ZM257 192H259V191L257 190ZM3 193H4V192H3ZM5 193H4V196H5ZM23 193H24V192H22V194H23ZM29 193H31L30 190H29ZM91 193H92V192H91ZM95 193H96V192H95ZM98 193H99V192H98ZM98 193H96V194L98 195ZM186 193H187V192H186ZM208 193H211V192H208ZM244 193H245V192H244ZM244 193H243V194H244ZM48 194H49V193H48ZM54 194H55V192H54ZM77 194H78V193H77ZM103 194H104V192H103ZM105 194H106V193H105ZM105 194H104V195H105ZM110 194H111V193H109L108 196H109ZM112 194H113V193H112ZM118 194H119V193H118ZM212 194H213V193H212ZM243 194L241 193L240 195H243ZM245 194H246V193H245ZM29 195H30V194H29ZM49 195H50V194H49ZM82 195H83V194H82ZM101 195H102V194H101ZM104 195H102V196H104ZM116 195H117V194H116ZM214 195H215V194H214ZM214 195H213V196H214ZM219 195H218V196H219ZM222 195H220V197H221ZM237 195H238V194H237ZM237 195H236V196H237ZM252 195H253V194H252ZM256 195H257V194H256ZM256 195H253V196H256ZM10 196H11V194H10ZM10 196H9V197H10ZM40 196H41V195H40ZM47 196H48V195H47ZM85 196H86V195H85ZM92 196H93V195H92ZM110 196H111V195H110ZM223 196H222V198H223ZM225 196L227 197V195H225ZM236 196H235V197H236ZM238 196H239V195H238ZM243 196H244V195H243ZM246 196H247V194H246ZM246 196H245V197H246ZM249 196H251V195H248L247 197H249ZM11 197H12V196H11ZM16 197H17V195H16ZM18 197H19V196H18ZM21 197H22V195H21ZM21 197H20V198H21ZM90 197H91V196H90ZM95 197H96V196H95ZM98 197H100V196H98ZM183 197H184V196H183ZM210 197H211V196H210ZM214 197H215V196H214ZM214 197H213V199H214ZM226 197H225V198H226ZM245 197H242V198H245ZM247 197H246V198H247ZM6 198H8V197H6ZM24 198H27L26 194L22 197V199H24ZM31 198L34 199V200L36 201L35 198H33V197H31ZM45 198H46V197H45ZM92 198L94 199V197H92ZM96 198H97V197H96ZM96 198H95V199H96ZM133 198H134V197H133ZM179 198H181V197H179ZM239 198H241V197L239 196ZM0 199H1V198H0ZM9 199H10V198H9ZM38 199H40V198H38ZM38 199H37V200H38ZM170 199H171V198H170ZM7 200H8V199H7ZM20 200H21V199H20ZM34 200H33V201H34ZM98 200H99V199H98ZM98 200H97V202H98ZM100 200H101V199H100ZM171 200H172V199H171ZM175 200H176V199H175ZM180 200H181V199H180ZM180 200H179V202H177V203H181ZM5 201H6V200H5ZM21 201H23V200H21ZM28 201H29V200H28ZM28 201H27V202H28ZM35 201H34V203H35ZM92 201H93V200H92ZM176 201H177V200H176ZM176 201H175V202H176ZM186 201H187V200H186ZM243 201H244V199L242 200V202H243ZM7 202H8V201H7ZM16 202H17V201H16ZM24 202H25V201H24ZM45 202H46V200H45ZM95 202H96V201H95ZM104 202H105V201H104ZM169 202H170V201H169ZM169 202H168V204H169ZM216 202H217V201H216ZM21 203H22V202H21ZM25 203H26V202H25ZM28 203H29V202H28ZM36 203H37V202H36ZM40 203H41V202H40ZM46 203H47V202H46ZM172 203H173V202H171V204H172ZM234 203H236V202H234ZM3 204H4V203H3ZM14 204H15V202H14ZM26 204H27V203H26ZM37 204H38V203H37ZM49 204H50V203H49ZM97 204H99V203H97ZM166 204H167V203H166ZM171 204H170V205H171ZM173 204H174V203H173ZM175 204H176V203H175ZM246 204H247V203H246ZM24 205H25V204H24ZM28 205H29V204H28ZM32 205H33V204H32ZM32 205H30L29 208H32ZM47 205H48V203H47ZM170 205H169V206H170ZM182 205H183V204H182ZM182 205H181V206H178V204H177V206L180 207V208L182 207ZM228 205H230V204H228ZM228 205H227V206H228ZM243 205H244V202L241 203V204L238 203V204L234 205V207H240V208H241V212H242V209H244V207H246V206L243 207ZM0 206H1V205H0ZM2 206H3V205H2ZM35 206H36V204H35ZM40 206H42V205H40ZM165 206H166V205H165ZM167 206H168V205H167ZM247 206H248V205H247ZM5 207H7V206H5ZM33 207H34V205H33ZM36 207H37V206H36ZM58 207H59V206H58ZM178 207H177V208H178ZM229 207H230V206H229ZM229 207H227V208H229ZM231 207H233V203H232ZM234 207H233V208H234ZM12 208H14V207H12ZM23 208H24V207H23ZM29 208H28V209H29ZM37 208H39V207H37ZM47 208H48V207H47ZM170 208H171V206H170ZM175 208H176V207H175ZM175 208H174V209H175ZM180 208H179V209H180ZM187 208H189V207H187ZM248 208H249V207H248ZM32 209H33V208H32ZM34 209H36V208H34ZM34 209H33V210H34ZM63 209H64V208H63ZM159 209H160V208H159ZM183 209H185V208L183 207V208H182V211H183ZM190 209H191V208H190ZM192 209H193V207H192ZM230 209H232V208H230ZM235 209H237V208H235ZM23 210L25 211L26 209H23ZM23 210H22V211H23ZM55 210H56V209H55ZM57 210H58V209H57ZM57 210H56L55 212H57ZM59 210H60V209H59ZM83 210H84V209H83ZM87 210H88V208H87ZM155 210H156V208H155ZM155 210H154V211H155ZM206 210H207V209H206ZM206 210H205V211H206ZM244 210H245V209H244ZM19 211H21V209H20ZM42 211H43V210H42ZM151 211H153V210H151ZM151 211H150V212H151ZM154 211H153L152 213H150V212H149V213L152 215V214H154ZM179 211H181V210H179ZM188 211H189V210H188ZM195 211H197V210H195ZM207 211H208V210H207ZM207 211L205 212L206 214L203 216L204 218H206L205 216H210V215H213V216L216 215V216H217V214H216V212H217L216 209H215V210H212V211L210 210V211H208V212H207ZM228 211H229V209H228ZM16 212H17V211H16ZM53 212H54V211H53ZM59 212H60V211H59ZM87 212H89V210H88ZM123 212H124V211H123ZM155 212H156V211H155ZM173 212H174V211H173ZM193 212H194V211H193ZM193 212H192V213H193ZM200 212H202V215L204 214L203 211H200ZM225 212H226V211H225ZM229 212H230V211H229ZM243 212H244V211H243ZM19 213H20V212H19ZM21 213H22V212H21ZM129 213H130V212H129ZM129 213H128V214H129ZM145 213H148V212H145ZM149 213H148V215H149ZM181 213H182V212H181ZM198 213H199V212H198ZM219 213H220V212H219ZM122 214H123V213H122ZM184 214H185V213H184ZM214 214H215V215H214ZM20 215H22V214H20ZM71 215H72V214H71ZM200 215H201V213H200ZM253 215H256V214L253 213ZM258 215H259V214H258ZM16 216H17V215H16ZM91 216H92V215H91ZM95 216H97V215H95ZM125 216H126V215H125ZM146 216H147V215H146ZM168 216H169V215H168ZM168 216H166V218H167ZM171 216H172V215H171ZM183 216H185V215H183ZM213 216H212V217H213ZM238 216H239V215H238ZM250 216H251V215H250ZM69 217H70V214H69ZM88 217H89V215H88ZM139 217H140V216H139ZM158 217H159V216H158ZM164 217H165V216H164ZM190 217H191V216H190ZM251 217H252V216H251ZM257 217H258V216H257ZM257 217L255 216V219H256ZM260 217H261V216H260ZM66 218H67V216H66ZM169 218H170V217H169ZM169 218H168V219H169ZM173 218H174V217H173ZM173 218H172V219H173ZM187 218H188V217H187ZM208 218H209V217H208ZM210 218H211V217H210ZM252 218H253V217H252ZM64 219H65V218H64ZM70 219H71V218H70ZM70 219L68 218V220H70ZM87 219H88V218H87ZM92 219H94V218H92ZM168 219H164V218H162V219H160V220H161L163 223H164V222L166 223V221H167ZM206 219H207V218H206ZM214 219H215V218H214ZM216 219H217V218H216ZM253 219H254V218H253ZM257 219H258V218H257ZM257 219H256V220H257ZM65 220H66V219H65ZM83 220H84V219H83ZM133 220H134V219H133ZM180 220H182V216H181V219H180ZM195 220H196V219H195ZM249 220H250V219H249ZM35 221H36V220H35ZM35 221H34V222H35ZM53 221H54V220H53ZM55 221H56V219H55ZM55 221H54V222H55ZM81 221H82V220H81ZM81 221H79L80 223H79L78 225L76 224V225H77L76 227H75V225L73 224L74 227H72V228H69V227L67 228V226H68L67 223H66V225H64V227L62 226L61 229L59 228L60 226H58V227L56 226L58 230H56L54 227H52V228L55 229L56 231L53 230V229H51V227L48 226L49 224H47V226L50 228V230H53V232H52V231L50 232V230H48V231H47V230H44L46 224L43 225V226H44V229H43V230H42V229L39 230V229L37 228V230H32V231H30V230L28 229V227H27V226H28L27 223H25L26 225H24V226L27 227V230H29L30 232L28 231L29 233H27V232H26V233H22V231H23V232L26 231L24 228H23L21 231H19V232H18V230H17V232H18V234H19L18 236H22V237H24V240H27L29 243H32V242H33V244H34V242H35L37 245H36V244H35L36 246L34 245V250H33V252H39V251H40V246L38 247V245H39V244H38L39 241H41L40 243H44V242H43L44 240H47L48 242H50V240H48V239H52V238H53L52 240H54V239L57 238L56 236H58V238H59V237H63L65 231H70V230H71V232H72V230H73V232H74V230H76L77 228L85 227L87 223H86V222H82V223H81ZM84 221H86V219H85ZM87 221H88V220H87ZM93 221H94V220H93ZM135 221H136V220H135ZM137 221H138V220H137ZM215 221H216V220H215ZM37 222H38V221H37ZM72 222H74V221L71 220V223H72ZM77 222H78V221H77ZM89 222H90V221H89ZM145 222H146V221H145ZM157 222H159V220H157ZM171 222H173V221L171 220ZM171 222H169V223L171 224ZM174 222H175V221H174ZM188 222H189V221L186 220V219H185V220H182L180 223H179V221H177V222H175V223L177 224V226H176V225H174V226H176V227H178V228L180 227V229H181L182 227L185 228V227H187ZM192 222H193V221H192ZM213 222H214V221H212V223H213ZM57 223H58V222H57ZM90 223H91V222H90ZM90 223H88V224H90ZM92 223H93V222H92ZM137 223H138V222H137ZM159 223H160V222H159ZM167 223H168V222H167ZM29 224H30V223H29ZM38 224H39V223H38ZM38 224H37V225H38ZM55 224H56V223H55ZM88 224H87V226H88ZM110 224H111V223H110ZM126 224H127V223H126ZM178 224H179V225H178ZM201 224H202V223H201ZM217 224H219V223H217ZM249 224H250V223H249ZM35 225H36V224H35ZM52 225H54V224H52V222H51V225H50V226H52ZM56 225H58V224H56ZM69 225L71 226V224H69ZM96 225H98V224H96ZM104 225H105V224H104ZM108 225H109V224L105 225L104 227H103V226H100V229H101V227H103V229H109V227H111V226H108ZM127 225H128V224H127ZM191 225L193 226L192 223H191ZM215 225H216V224H215ZM215 225L212 224L213 227H214ZM31 226H32V225H31ZM38 226H39V225H38ZM38 226H36V227H38ZM43 226H40V228H42ZM124 226H125V225H124ZM129 226H130V224H129ZM188 226H189V225H188ZM196 226H197V225H196ZM216 226H217V225H216ZM244 226H245V225H244ZM247 226H248V225H247ZM260 226L262 227V225H260ZM33 227H34V226H33ZM36 227H35V228H36ZM65 227H66V229H63V230H62V228H65ZM113 227H114V226H113ZM117 227H118V226H117ZM126 227H127V226H126ZM126 227H125V228H126ZM194 227H195V226H194ZM198 227H199V225H198ZM245 227H246V226H245ZM258 227H259V226H258ZM46 228H47V227H46ZM49 228H47V229H49ZM81 228H80V229H81ZM119 228H121V227H118V230H119ZM128 228H129V227H128ZM128 228H126V229H128ZM167 228H168V227H167ZM171 228H172V226L170 227V229L168 228L169 230L167 229L166 231H170V230H171V232H172L173 229H171ZM174 228H175V227H174ZM215 228H217L216 230L220 229V228H218V226L215 227ZM215 228H214V229H215ZM263 228H264V227H263ZM18 229H19V228H18ZM80 229H78V230L81 232L82 230H80ZM82 229H83V228H82ZM113 229H115V227H114ZM19 230H20V229H19ZM24 230H25V231H24ZM84 230H85V229H84ZM116 230H117V229H116ZM122 230H123V229H122ZM184 230H185V229H184ZM210 230H211V229H210ZM86 231H87V230H86ZM99 231H101V230H99ZM103 231H104V230H103ZM107 231H108V230H107ZM220 231H221V230H220ZM17 232H16V233H17ZM84 232H85V231H84ZM66 233H70V232H66ZM78 233H79V232H78ZM81 233H82V232H81ZM86 233H87V232H86ZM174 233H175V232H174ZM259 233L262 234V232H259ZM62 234H63V235H62ZM87 234L90 235L89 232H88ZM165 234H168V232H166ZM221 234H222V233H221ZM261 234H260V237H262ZM59 235H61V236H59ZM72 235H73V234H71V239H70V235L68 234V236H69V237H68L67 234H66V235H65V238L63 237V238H64V241H62V242H64V243L61 242L62 245L60 244V240H59V239H62V240H63V238L56 239L55 241L57 242V240H59V241H58L59 243L57 244L58 247L54 246V247H56L55 249L57 250V248L62 247V248H60V250H59V249H58V250H59V251H65V252H66L65 249L68 248V246H69V247H70L71 245L74 246L76 241H75V242L72 241V240H73L72 238L74 237V239H75V238L77 237L76 239H78V236H80V235H77V236L74 235L73 237H72ZM84 235H86V234L84 233ZM88 235H86V236L88 237ZM169 235H170V233L168 234V238L172 237V236H171L172 233H171L170 237H169ZM11 236H12V235H11ZM166 236H167V235H166ZM166 236H164V237H166ZM54 237H56V238H54ZM81 237L84 238V236L81 235V236H80V239H81ZM87 237H86V238H87ZM161 237H162V236H161ZM2 238H3V237H2ZM9 238H10V237H9ZM15 238H16V236H15ZM83 238H82V240H83V242L85 243L86 241H85L84 239H86V238H84V239H83ZM159 238H160V237H159ZM166 238H167V237H166ZM250 238H251V237H250ZM256 238H257V237L255 236V239H256ZM10 239H11V238H10ZM13 239H14V237H13ZM133 239H135V238H133ZM170 239H171V238H170ZM252 239H254V237H253ZM257 239H259V237H258ZM262 239H263V238H262ZM82 240H81V242H82ZM87 240H88L87 244H89V243L91 242V241H89V240H91V239L88 238ZM136 240H137V241H134L133 244L137 243V245H139V244H140L139 242H140V241L142 242L143 239H139L140 241H138V239L136 238ZM167 240H169V239H166V241H167ZM215 240H217V239H215ZM247 240H248V238H247ZM250 240H251V239H250ZM260 240H261V239H260ZM27 241H25V242H27ZM55 241H54V243H56ZM79 241H80V240H79ZM127 241H129V240H127ZM172 241H173V240H172ZM172 241H171V243H172V245H173V243L176 242L177 240H176V241H173V242H172ZM179 241H180V240H179ZM45 242H46V241H45ZM81 242H79V244H80ZM124 242H125V241H124ZM130 242H131V240H130ZM167 242H168V241H167ZM261 242H262V241H261ZM18 243H19V242H18ZM54 243H53V244H54ZM169 243H170V241H169ZM171 243H170V244H171ZM177 243H178V242H177ZM177 243H174V244L176 245ZM26 244H28V243H26ZM33 244H32V245H33ZM48 244H49V243H48ZM48 244H46V245L50 247V244H49V245H48ZM73 244H74V245H73ZM79 244H78V240H77V245H79ZM81 244H82V243H81ZM81 244H80V245H81ZM90 244H92V243H90ZM90 244H89V247L91 246ZM123 244H124V243H123ZM127 244H128V243H127ZM167 244H168V243H167ZM170 244H169V245H170ZM28 245H29V244H28ZM44 245H45V244H44ZM59 245H60V247H59ZM117 245H118V244H117ZM137 245H136V246H137ZM169 245H168V246H169ZM25 246H27V245H25ZM47 246H46V247H47ZM83 246H84V245H83ZM86 246H87V245L85 244V247H86ZM104 246H105V245H104ZM104 246H103V247H104ZM170 246H171V245H170ZM177 246H178V245H177ZM17 247H19V245H18ZM51 247L54 248L53 246H51ZM51 247H50V248H51ZM106 247H107V246H106ZM114 247H115V246H114ZM262 247H264V246H262ZM25 248H26V247H25ZM76 248H77V247H76ZM83 248H84V247H83ZM87 248H88V246H87ZM117 248H118V247H117ZM124 248H125V247H124ZM3 249H4V248H3ZM7 249H8V248H7ZM26 249H27V248H26ZM28 249H29V248H28ZM48 249H49V248H48ZM85 249H86V248H85ZM88 249H89V248H88ZM4 250H5V249H4ZM16 250H17V249H16ZM67 250H69V248H68ZM70 250H71V248H70ZM70 250H69V251H70ZM80 250H81V249H80ZM106 250H107V249H106ZM113 250H114V249H113ZM117 250H119V249H117ZM260 250H261V249H260ZM7 251H8V250H7ZM9 251H10V250H9ZM12 251H13V250H12ZM75 251H76V250H75ZM82 251H83V250H82ZM88 251H89V250H88ZM107 251H109V250H107ZM33 252H32V253H33ZM51 252H52V251H51ZM53 252H54V250H53ZM55 252H56V251H55ZM65 252H64V253H65ZM83 252H84V251H83ZM86 252H87V249H86ZM104 252H105V251H104ZM110 253H111V252H110ZM110 253H109V254H110ZM223 253H224V252H223ZM62 254H63V253H62ZM81 254H82V253H81ZM85 254H86V253H85ZM87 254H88V253H87ZM90 254H91V253H90ZM90 254H89V257H90V256L92 257V255H90ZM92 254H93V252H92ZM216 254H217V253H216ZM34 255H35V254H34ZM76 255H78V254H76ZM206 256H207V255H206ZM219 256H220V255H219ZM81 257H82V256H81ZM83 257H84V256H83ZM86 257H87V256H86ZM109 258H110V257H109ZM109 258H107V260H108ZM136 258H137V257H136ZM105 259H106V257H105ZM112 259H113V258H112ZM130 259H131V258H130ZM134 259H135V258H134ZM110 260H111V258H110ZM113 260H114V259H113ZM128 260H129V259H128ZM128 260H127V261H128ZM131 260L133 261V259H131ZM3 262H6V261H3ZM3 262H1V263H3ZM106 262H107V261H106ZM125 262H126V261H125ZM125 262H124V263H125ZM133 262H134V261H133ZM135 262H137V260H136ZM140 262H141V260H140ZM140 262H139V264H140ZM54 263H55V262H54ZM57 263L60 264V262H57ZM57 263H56V264H57ZM127 263H128V262H127ZM130 263H131V262H130ZM137 263H138V262H137ZM111 264H112V263H111ZM133 264H134V263H133Z\"/></svg>",
	"mask_w": 264,
	"mask_h": 264
}]
</instances>
